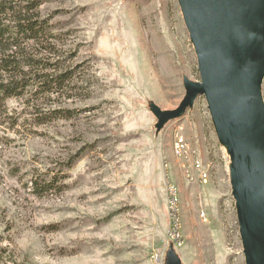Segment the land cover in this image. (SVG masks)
<instances>
[{"label": "rangeland", "instance_id": "rangeland-1", "mask_svg": "<svg viewBox=\"0 0 264 264\" xmlns=\"http://www.w3.org/2000/svg\"><path fill=\"white\" fill-rule=\"evenodd\" d=\"M21 1L53 24L27 54L67 79L49 92L28 79L0 107V264H245L205 97L156 127L153 106L176 109L184 78L200 80L178 0ZM194 159L206 178L189 179Z\"/></svg>", "mask_w": 264, "mask_h": 264}, {"label": "water", "instance_id": "water-1", "mask_svg": "<svg viewBox=\"0 0 264 264\" xmlns=\"http://www.w3.org/2000/svg\"><path fill=\"white\" fill-rule=\"evenodd\" d=\"M200 80L184 78L176 109L153 106L160 128L203 95L230 160L245 264H264V0H178ZM166 264H182L172 252Z\"/></svg>", "mask_w": 264, "mask_h": 264}, {"label": "trees", "instance_id": "trees-1", "mask_svg": "<svg viewBox=\"0 0 264 264\" xmlns=\"http://www.w3.org/2000/svg\"><path fill=\"white\" fill-rule=\"evenodd\" d=\"M26 3L21 0H0V75H6L5 79L0 77V107L5 97L20 96L22 91L28 87V79L37 80L34 84L39 85V89H45L43 92L65 87L63 83L67 79V73L55 74L53 69L58 70V68H55L53 62H50L51 57H46V54L41 53L36 54L40 58L35 60L27 54L26 49L32 48V45H44V42H41L44 40V32L51 34L53 24L42 23L37 18L34 20L35 15L29 14L30 9L25 6ZM33 3L32 0L30 4ZM4 19L8 22H3ZM43 49L46 53L51 51L47 48ZM22 50H26V52L19 55ZM42 61L45 63L42 68L43 74H37L38 71L34 72L32 68L35 65L38 66ZM22 62L24 63L22 64ZM28 74H31L32 78H27ZM33 87L36 91V86ZM56 178L53 175L51 181ZM55 182L57 181L55 180Z\"/></svg>", "mask_w": 264, "mask_h": 264}, {"label": "built area", "instance_id": "built-area-1", "mask_svg": "<svg viewBox=\"0 0 264 264\" xmlns=\"http://www.w3.org/2000/svg\"><path fill=\"white\" fill-rule=\"evenodd\" d=\"M179 145L181 143H183V139L182 137H179ZM194 161V166L196 168V177H189L188 171L185 167L184 164H182L183 168H184V173L189 177V179H194V178H206L205 174L203 173V170L201 169V164L199 162V160L194 159L192 160ZM178 193L177 188H175V186H170L169 188V195H170V203H171V207H170V215H171V221H172V228H171V233L170 236L172 239H176L178 236V231H177V224H178V218H177V207H176V194ZM159 264V263H158ZM161 264V263H160Z\"/></svg>", "mask_w": 264, "mask_h": 264}, {"label": "bare ground", "instance_id": "bare-ground-1", "mask_svg": "<svg viewBox=\"0 0 264 264\" xmlns=\"http://www.w3.org/2000/svg\"><path fill=\"white\" fill-rule=\"evenodd\" d=\"M180 145H182V143H181ZM180 145H179V142H176L175 146H176V150H177V152H180V149H179V148H180V147H179ZM182 146H183V145H182ZM176 199H177V198H176ZM176 201H177V200H176Z\"/></svg>", "mask_w": 264, "mask_h": 264}]
</instances>
